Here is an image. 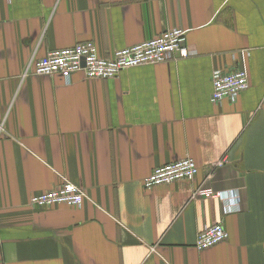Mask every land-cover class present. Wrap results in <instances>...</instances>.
I'll return each instance as SVG.
<instances>
[{
  "label": "crops",
  "instance_id": "0c3cea01",
  "mask_svg": "<svg viewBox=\"0 0 264 264\" xmlns=\"http://www.w3.org/2000/svg\"><path fill=\"white\" fill-rule=\"evenodd\" d=\"M169 29L187 58L111 80L25 73L53 50L110 57ZM237 68L248 88L213 103L211 72ZM185 158L192 181L143 189ZM65 181L80 207L29 205ZM217 224L228 239L197 251ZM263 250L264 0H0V264H264Z\"/></svg>",
  "mask_w": 264,
  "mask_h": 264
},
{
  "label": "built area",
  "instance_id": "2783aa9c",
  "mask_svg": "<svg viewBox=\"0 0 264 264\" xmlns=\"http://www.w3.org/2000/svg\"><path fill=\"white\" fill-rule=\"evenodd\" d=\"M189 53L186 46V33L181 29H169L140 44L117 49L110 57H101L96 45L91 41L79 43L70 48L53 50L43 58L30 60L25 73L35 76L60 75L66 83L71 82L72 77L78 73L90 80H111L118 78L124 70L187 58ZM210 80L213 103L222 101L235 103L248 88L247 74L238 68L230 71L213 70ZM221 165L222 163H219L211 167L205 182L213 178L214 170ZM198 173L199 168L195 161L185 158L154 168L143 181L142 187L148 191L180 181H192ZM195 195L218 199H223L225 196L224 193H216L204 187L196 190ZM85 198V192L81 188L65 181L50 191L32 196L29 205L32 208L60 205L80 207ZM227 239L228 234L225 228L222 224H217L199 231L194 247L197 251H205L224 243Z\"/></svg>",
  "mask_w": 264,
  "mask_h": 264
}]
</instances>
